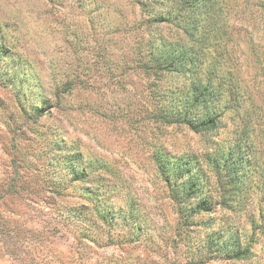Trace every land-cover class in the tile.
Returning <instances> with one entry per match:
<instances>
[{"label":"rangeland","instance_id":"obj_1","mask_svg":"<svg viewBox=\"0 0 264 264\" xmlns=\"http://www.w3.org/2000/svg\"><path fill=\"white\" fill-rule=\"evenodd\" d=\"M163 1V21L148 26L139 0H0V264H264V233L252 259L231 261L202 245L204 231L178 232L163 180L191 171L214 178L205 153L234 142L244 125L264 161L259 0ZM187 15L200 32L212 16L217 75L246 99L209 136L163 118L161 89L180 97L188 80L141 68L151 34L186 43ZM253 189L247 211L228 216L247 234L251 216L264 220ZM133 221L140 232L110 230Z\"/></svg>","mask_w":264,"mask_h":264},{"label":"trees","instance_id":"obj_2","mask_svg":"<svg viewBox=\"0 0 264 264\" xmlns=\"http://www.w3.org/2000/svg\"><path fill=\"white\" fill-rule=\"evenodd\" d=\"M163 2L139 0L146 13L148 26L163 21L157 9ZM258 2L263 25L259 26L256 22L252 27H259L254 32V41L257 45L264 46V0ZM182 3L190 8H196L201 4L206 5V0H182ZM211 17L204 16L206 19L201 32L197 29L198 17L189 15L182 17L183 22L179 23V26H183L186 43L182 39L166 38L161 31L155 35L151 34L147 38L149 46L145 50V61L141 63V68L153 73L158 80L163 74L170 72H175L188 80V86L180 97H177L176 90L160 88L159 95L164 102L165 111L163 118L167 122L181 121L193 132L207 136L225 128L222 118L226 110L241 108L246 102V99L244 101L241 99L242 95L237 92L236 85L233 86L226 76L217 75L216 63L220 45L216 37L213 36L212 39L207 37L213 30ZM208 52L211 53L210 56ZM260 52L264 62V49H260ZM157 84L153 82L156 88ZM223 98L225 105L221 106ZM250 131L249 126H241L236 131L234 142L217 146L205 153L210 155L208 167L214 173V178L194 171L183 172L180 177L173 180L169 175L163 177L164 182L170 186L173 202L179 212L178 232L182 228L187 231H204V237L200 239L203 241L202 245L206 246L210 253L214 252V256L223 255L231 261L252 259L253 245L260 234L264 233V220H260L259 223L251 216L249 219L251 233L247 234L240 223H234L231 217H228L230 214L240 215L247 211V206L251 204L253 187L258 188L264 198V161L260 159L261 155ZM232 147L236 148L226 153L227 149L230 150ZM180 162L183 163L181 165L183 167L191 163L189 159ZM217 208L223 213L216 216ZM260 210L259 213L264 214L262 207ZM125 226L126 223L121 226L115 223L111 225L110 230H114L118 235L141 231L139 224L134 221L128 227Z\"/></svg>","mask_w":264,"mask_h":264}]
</instances>
